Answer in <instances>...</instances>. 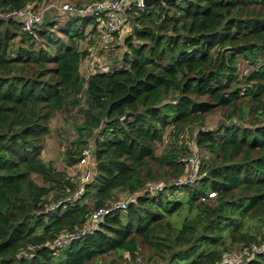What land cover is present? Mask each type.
I'll return each mask as SVG.
<instances>
[{
  "label": "trees",
  "instance_id": "obj_1",
  "mask_svg": "<svg viewBox=\"0 0 264 264\" xmlns=\"http://www.w3.org/2000/svg\"><path fill=\"white\" fill-rule=\"evenodd\" d=\"M44 2L0 0V14ZM54 14L47 10L30 30L0 17V264H105L108 255L117 259L107 264H264V247L251 250L264 243V0L132 8L121 67L86 78L79 68L89 52L78 41L87 37L85 24L94 25L89 35L96 30V16H69L55 28ZM240 56L255 66L243 82L236 80ZM82 96L78 143L93 140L86 145L93 146L92 177L79 199L67 201L80 179L44 161L41 151L51 119ZM218 110L223 124L210 129L205 119ZM166 128L173 146L157 155ZM192 138L211 157L200 160L194 185L176 186ZM86 146L66 151L67 164ZM158 183L165 190L148 192ZM121 193L137 195L135 202L79 240L47 245ZM246 249L249 255L227 260Z\"/></svg>",
  "mask_w": 264,
  "mask_h": 264
},
{
  "label": "built area",
  "instance_id": "obj_2",
  "mask_svg": "<svg viewBox=\"0 0 264 264\" xmlns=\"http://www.w3.org/2000/svg\"><path fill=\"white\" fill-rule=\"evenodd\" d=\"M135 8L142 10L144 5L142 0H97L83 5H77L74 2L62 1L59 6H53L49 4H39L34 8L28 6L20 10H12L6 14H0L3 18H13L21 21L24 29L30 30L37 24H40L44 18V14L47 10H54L62 15H69L74 17H87L96 16L95 21L96 30L89 35V39L95 44L101 45L104 50H109L110 43L113 37L118 34L124 28L127 22V11ZM96 72V69L94 70ZM104 71V70H103ZM181 137L187 138L188 133L184 132ZM190 146V152L181 160L185 163L186 173L182 178L173 181L174 185H194L199 178V164H200V152L193 145L192 140H187ZM91 146V145H90ZM86 146L82 149L79 155V159L76 163L78 167H86L80 173V186L76 191L66 198L67 201H75L79 199L84 192V183L90 181L92 177L91 169L88 168L91 159L92 147ZM171 185V182L170 184ZM167 185L165 183L154 184L149 187L148 192L154 194L165 190ZM143 193V192H142ZM214 192H209L207 198L214 197ZM137 195H124L123 199L114 203H110L105 207L99 208L93 211L88 218L87 222L80 228H76L72 231H65L59 234L53 244L47 243L48 246H63L69 242L79 240L82 237L91 234L102 221L103 217L115 210H123L129 203H134ZM204 200V196L200 198ZM64 200H60L55 206L61 204ZM264 247L252 246V251H259ZM249 250H243L241 257L249 255ZM239 257V258H241ZM229 261L237 260V258L229 256Z\"/></svg>",
  "mask_w": 264,
  "mask_h": 264
},
{
  "label": "rangeland",
  "instance_id": "obj_3",
  "mask_svg": "<svg viewBox=\"0 0 264 264\" xmlns=\"http://www.w3.org/2000/svg\"><path fill=\"white\" fill-rule=\"evenodd\" d=\"M62 1L65 0H45L43 4L59 6ZM69 1H73L77 3L74 0H69ZM80 1L84 2L86 0H80ZM53 17L57 18L59 21L57 22L55 28L63 27L65 22H67L70 19L69 15H62L61 13L59 14L56 11ZM93 26H94L93 23L85 24L84 28L82 29L86 33L87 39L83 41L82 40L78 41V46L81 47L82 49L84 48L88 50L90 54V55L88 54L89 56L80 64L79 70L81 72V76H83L84 78H86L91 73H95L94 71L95 69L96 72H103V70L107 71L113 68L119 69V67H121V62L119 60L120 59L119 57L120 54L123 52V47H124L122 45V41L127 35L132 33L134 27L132 19L127 18V22L124 28L122 29V31H120L118 34H116L113 37L110 46L108 48L109 50H104V48L101 45L95 44L93 41L91 42L89 39L88 34L89 32H91ZM87 43L88 44L91 43L89 48ZM116 59L117 62L115 61ZM259 61L262 62L263 60L259 59ZM236 62H237L236 80L238 82H243L244 77L252 69H254L255 66L252 65L249 62V60L243 58V56L238 57ZM81 107L82 108L86 107L83 96L81 97L79 105L75 107L68 106L66 110H64V112L56 113L54 115L49 125L50 132L44 138L43 149L41 151V158L44 161L51 163L54 167H56L59 170H65L70 176L75 177V179L78 177V179L80 180H81L80 173L84 169H86V167L81 168L78 167L76 164L68 165L67 161H65V153L66 151H70V150L78 151V149L93 142V140H89L90 143L88 144L78 143L79 136H78L77 126H79L84 120L83 114L80 111V109H82ZM223 121H224L223 112L221 110H218L206 117L205 125L210 129H216L221 124H223ZM171 131L172 130L170 128H166L163 132L162 140L156 143L157 155H160L164 149L166 148L170 149L173 146V137L170 136ZM85 136H86V132L83 131L81 136L82 139H84ZM95 137L97 136L94 134L93 139H95ZM200 157L201 159H205V161H207L206 159H210L211 155L203 149L201 150ZM88 168L90 169V166ZM33 177L37 183L41 184L40 178H38L37 176H33ZM165 193L171 197L169 191H165ZM123 196L124 193H121L120 197ZM173 218L178 220V215L177 214L173 215ZM248 223L249 226L252 227L254 231L256 226L255 223L252 221H248ZM149 255L150 253L147 254V256ZM138 256L139 259L142 260V262L144 259L145 263H149L146 262L145 255L142 254L141 252H138ZM230 256L239 259V257H241V252L234 251L230 254ZM110 259L116 260L117 257H114L113 255H108L106 256L104 263L107 264V262L110 261ZM116 264H120L119 261Z\"/></svg>",
  "mask_w": 264,
  "mask_h": 264
},
{
  "label": "water",
  "instance_id": "obj_4",
  "mask_svg": "<svg viewBox=\"0 0 264 264\" xmlns=\"http://www.w3.org/2000/svg\"><path fill=\"white\" fill-rule=\"evenodd\" d=\"M175 1L176 0H142V4L144 5V7H149V6L154 5L157 2H161L163 4H166V3H173ZM92 149H93V146H92Z\"/></svg>",
  "mask_w": 264,
  "mask_h": 264
},
{
  "label": "crops",
  "instance_id": "obj_5",
  "mask_svg": "<svg viewBox=\"0 0 264 264\" xmlns=\"http://www.w3.org/2000/svg\"><path fill=\"white\" fill-rule=\"evenodd\" d=\"M88 35H89V34H88ZM86 39H87V37H86ZM86 39H85V40H86ZM87 44H88V43H87ZM90 44H91V43H90ZM89 47H90V45L88 44V48H89ZM88 48H87V49H88ZM89 55H90V54H89ZM89 55H88V56H89ZM88 56H87V57H88ZM87 57H86V58H87ZM86 58H85V59H86ZM85 59H84V60H85ZM109 59H110V58H109ZM84 60H83V61H84Z\"/></svg>",
  "mask_w": 264,
  "mask_h": 264
}]
</instances>
